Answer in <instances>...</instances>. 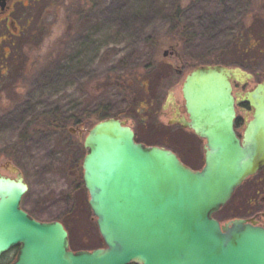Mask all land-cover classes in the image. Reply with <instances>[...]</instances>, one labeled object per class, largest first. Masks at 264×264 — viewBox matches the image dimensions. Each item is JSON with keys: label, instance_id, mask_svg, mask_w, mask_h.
<instances>
[{"label": "rangeland", "instance_id": "rangeland-1", "mask_svg": "<svg viewBox=\"0 0 264 264\" xmlns=\"http://www.w3.org/2000/svg\"><path fill=\"white\" fill-rule=\"evenodd\" d=\"M21 1L31 5L27 31L0 44L11 54L0 59V174L22 175L24 205L65 222L73 248L98 247L78 181L87 131L106 114L125 121L138 141L170 147L199 169L203 141L167 126L160 105L168 92L183 101L194 66L264 71V0ZM263 176L246 179L214 217L245 215Z\"/></svg>", "mask_w": 264, "mask_h": 264}, {"label": "water", "instance_id": "water-1", "mask_svg": "<svg viewBox=\"0 0 264 264\" xmlns=\"http://www.w3.org/2000/svg\"><path fill=\"white\" fill-rule=\"evenodd\" d=\"M232 79L251 75L212 64L183 80L181 124L205 140L200 170L136 142L125 121L105 118L87 131L82 182L105 248L71 252L61 222L36 221L20 208L22 175L0 174V253L21 242L18 264H264L263 227L235 219L221 229L213 217L264 166V82L241 97L253 113L240 139Z\"/></svg>", "mask_w": 264, "mask_h": 264}, {"label": "flooded vegetation", "instance_id": "flooded-vegetation-1", "mask_svg": "<svg viewBox=\"0 0 264 264\" xmlns=\"http://www.w3.org/2000/svg\"><path fill=\"white\" fill-rule=\"evenodd\" d=\"M30 9L31 5L30 2L28 1L26 4L22 3L21 0H0V27L6 30L3 34L0 32V44L1 42L5 41H10V44L12 45L15 41L21 38V36L27 31V26L29 25L30 18L29 11L24 14V9ZM22 19V22L20 23L19 20ZM4 50V48H3ZM2 50V51H3ZM8 56H11L10 50L8 52L0 53V59H6ZM222 66H225L227 68H238L243 72H246L251 75V79L249 80H236L232 79L231 80V85H232V95L236 101L235 103V110H236V120L234 123V130L237 134V136L242 139V135L244 132V129L246 128L247 122H249L252 119V113L253 110L250 107V105L241 100V97L247 92L252 90L257 84L263 83L264 82V71L260 72L259 70L257 71H247L241 68L240 66H227L224 64H220ZM195 67V66H194ZM193 67V68H194ZM192 68V69H193ZM191 71V70H190ZM189 71V72H190ZM178 73H181L180 70H177ZM1 75V74H0ZM170 90V88H169ZM182 96V95H181ZM157 112V110H155ZM160 116H164L166 118V125L167 126H172L177 128L180 131L188 132L195 137L199 138L196 136L190 129L184 127L181 124V120L185 119L188 120L185 107H184V100L181 102L178 101V99H175L169 92L168 95L165 97L164 101L160 105V110L158 111ZM239 115H242V117H239ZM201 139V138H199ZM203 141V165H204V145H205V140L201 139ZM138 143H141L145 146H158L161 148L168 149L172 151L173 153L176 154L178 159L186 166L193 170H200L203 165L197 169L194 167L189 166L187 163H185L180 155L171 149L170 147H166L163 145H158V144H152V145H146L138 140H135ZM14 171H10V173H18V168L14 167ZM264 170V166L258 171L262 172ZM257 172V173H258ZM17 176V175H16ZM13 176H7L9 178H15ZM250 178V177H249ZM248 179V178H247ZM27 184V183H26ZM28 186V184H27ZM254 186L261 189V193H257L256 199L250 200L248 209L245 215L242 216H231V217H219L217 219L219 221V225L222 229V226L228 224L230 221L235 220V219H243L247 223H251L256 226H261L264 228V176L259 178L255 183ZM29 189V186H28ZM27 189V191H28ZM27 193V192H26ZM25 193V194H26ZM25 194L21 198L20 202V208L29 216L30 218L39 221V222H53V221H59L61 222L58 217L54 218H44L42 215L45 213L46 208L43 206H38L37 204H33V208H28L27 205H24L25 201ZM224 207V206H223ZM221 207L219 211L223 208ZM214 217V216H213ZM215 218V217H214ZM216 219V218H215ZM67 231V230H66ZM68 234V249L71 252H77V251H92L98 248H105L104 243L101 246L94 247V248H73L70 244L69 240V233ZM22 243L21 242H16L12 244L8 249L0 253V264H18L19 263V258L21 256L22 252ZM129 264H137L135 262H131Z\"/></svg>", "mask_w": 264, "mask_h": 264}, {"label": "trees", "instance_id": "trees-1", "mask_svg": "<svg viewBox=\"0 0 264 264\" xmlns=\"http://www.w3.org/2000/svg\"><path fill=\"white\" fill-rule=\"evenodd\" d=\"M105 118H108V115H106V114H104V115H102V117H100L98 120L99 121H101V120H103V119H105ZM77 122V121H76ZM135 140H137L136 139V137H135ZM82 165V164H81ZM78 181H79V183H80V187L85 191V188H84V186H83V182H82V175H81V173H80V176L78 177ZM63 225H64V227H65V222H61Z\"/></svg>", "mask_w": 264, "mask_h": 264}]
</instances>
